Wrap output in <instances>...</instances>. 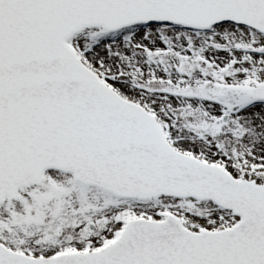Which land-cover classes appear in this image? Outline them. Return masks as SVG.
Instances as JSON below:
<instances>
[{
    "label": "snow or ice",
    "instance_id": "obj_1",
    "mask_svg": "<svg viewBox=\"0 0 264 264\" xmlns=\"http://www.w3.org/2000/svg\"><path fill=\"white\" fill-rule=\"evenodd\" d=\"M0 264H264V0H0Z\"/></svg>",
    "mask_w": 264,
    "mask_h": 264
}]
</instances>
